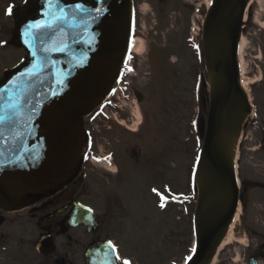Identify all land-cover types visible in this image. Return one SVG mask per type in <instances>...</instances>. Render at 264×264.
I'll list each match as a JSON object with an SVG mask.
<instances>
[{
  "label": "flooded vegetation",
  "instance_id": "flooded-vegetation-1",
  "mask_svg": "<svg viewBox=\"0 0 264 264\" xmlns=\"http://www.w3.org/2000/svg\"><path fill=\"white\" fill-rule=\"evenodd\" d=\"M25 1L0 0V81L25 56L11 43L13 12ZM131 3L135 12L131 46L108 98L82 121L79 168L64 186L29 195L24 208H0V264H104L105 250L109 253L106 264H185L184 223L192 234L196 194L192 188L186 194L175 193L166 173L177 169L185 153L184 132L196 151L201 144L196 124L201 117L206 119L208 89L202 90L206 77L201 71L199 35L183 31L186 22L195 26L207 2ZM9 8L11 14H6ZM143 8L157 13L154 28L160 21L166 23L162 31L169 32V26L182 31L169 56L155 49L146 51V73L140 72V54H136L142 44L139 28L150 21L141 22L137 15ZM163 12L173 17H162ZM241 38L248 44L244 56L250 67L242 71L244 88L240 86L250 110L240 125L234 156L237 205L227 229L231 238L228 250L240 256V264H264V0H251ZM149 45L147 49L152 48ZM171 57H175L172 62ZM243 62L242 56L241 65ZM170 76L175 80L171 87L178 93L177 101L160 99ZM190 82V91H197L191 101L192 116L186 119L179 112L175 118L168 117L169 105L183 112L185 100L179 89ZM170 155L177 157V163ZM145 174L156 181L144 185ZM152 211L158 217L149 222Z\"/></svg>",
  "mask_w": 264,
  "mask_h": 264
},
{
  "label": "water",
  "instance_id": "water-1",
  "mask_svg": "<svg viewBox=\"0 0 264 264\" xmlns=\"http://www.w3.org/2000/svg\"><path fill=\"white\" fill-rule=\"evenodd\" d=\"M249 0H213L202 27L209 114L196 170V250L189 264H208L236 205L234 143L247 112L237 85L236 49ZM83 12L73 15L72 9ZM63 8L67 21H55ZM99 10V11H97ZM12 43L23 62L0 82V208L60 188L78 168L82 118L107 96L131 35L130 0H27L13 12ZM51 23V28L28 25ZM12 97L15 110L4 107ZM201 137L204 121L199 125Z\"/></svg>",
  "mask_w": 264,
  "mask_h": 264
},
{
  "label": "rangeland",
  "instance_id": "rangeland-1",
  "mask_svg": "<svg viewBox=\"0 0 264 264\" xmlns=\"http://www.w3.org/2000/svg\"><path fill=\"white\" fill-rule=\"evenodd\" d=\"M207 5H209V0H206ZM157 13L153 12V11H149L145 8L140 9V11H137V15H139V18L141 19V22L146 20L150 21L149 23H145V26H142V28H139V31H141L140 38L142 40V44L144 45V47L142 49H139L137 51V53H140V72L141 73H146L148 70H146V65L144 66V56L146 51L148 50H157V52L160 51H164L166 53V56H169L170 54H172L173 52H175V50H173V41L175 40V38L179 37L180 34H182V31H180L179 29H176L175 27L172 29L170 26L168 28L169 32L166 31H162L161 28L166 26V23H164L163 25L160 24L161 22L159 21V25L156 26L154 28V23L158 22V17H154ZM172 13L170 12H163L161 13L162 17L168 16L169 18L173 15H171ZM205 14V10L201 11L200 16L198 18L195 19V26L194 27V32H196V26L199 27L200 22L203 20ZM138 17V16H137ZM168 18V21L170 22ZM142 24V23H141ZM154 28V29H153ZM190 28L191 25L188 24L187 22L185 23V28L183 31V34L186 33H190ZM192 33V32H191ZM149 45L150 49L146 48V45ZM248 47V44L243 42H241L240 44V50H239V54H240V58L243 56L244 62L241 65V69L244 72H247L249 70V63L246 61L247 58H245L244 54L247 53L246 48ZM184 51V50H183ZM186 51V49H185ZM187 56V55H185ZM175 57H171L170 61H174ZM201 71H202V75L203 74V69L201 67ZM207 80V78H206ZM145 81V80H144ZM169 86L166 89L165 94L161 93L160 95V99H170V100H176L178 97V93L175 91V87H171V85H175L173 83H175V80H173V78L170 76L169 79H167ZM180 81V80H179ZM192 85V82H190L187 86V88H181L179 89L180 92L182 93L184 100H185V105L183 107V112L180 111L179 107L173 108L170 107H166V112L168 117L172 116V118H175L177 116V113H181L184 114L183 116H185L186 119H188L190 116H192V110L194 109V107L191 104V101L193 99V95H195V93H197V91H194L192 88V90L190 91L191 88H189ZM175 89V90H174ZM197 89V87H196ZM161 90V89H160ZM160 92V91H159ZM169 100V102H170ZM177 101V100H176ZM190 103V104H189ZM156 110V108L152 107L150 112L154 113ZM187 125L184 126V129L186 128ZM183 137L185 139V153L184 155L181 157V159L179 160V164L177 166V169L175 171H169L166 173L167 176V181L169 184L170 189H172L175 193H179V194H186V189L187 188H191L192 186V181H191V173H192V165L194 162V159L196 157V149L193 148L194 143L192 141V139L190 138V136L184 132ZM188 146V147H187ZM170 160L174 161L177 163V157L175 155H170L169 157ZM156 181V178L148 175L146 176V174L143 177V184H152ZM142 186V185H141ZM140 187L137 188L136 193L134 194L136 198L139 197V191H140ZM132 195V193H131ZM135 197H132L135 199ZM94 199V197L92 196V198L89 200V202H91ZM95 205V204H94ZM158 217V214H156L154 211H152L148 217V221L149 222H154L156 220V218ZM25 226V225H24ZM149 227V224H148ZM184 234H185V248H184V253L187 255L190 252L191 246H192V238H191V234H190V229H189V225L185 222L184 223ZM228 242V246L226 247V245L222 248V250H220L216 256L214 257V259L212 260V264H240L241 262V258L240 256H235L232 255V250H228L229 247V243L231 241L227 240ZM228 254L230 256H228ZM231 259V260H230Z\"/></svg>",
  "mask_w": 264,
  "mask_h": 264
},
{
  "label": "snow or ice",
  "instance_id": "snow-or-ice-1",
  "mask_svg": "<svg viewBox=\"0 0 264 264\" xmlns=\"http://www.w3.org/2000/svg\"><path fill=\"white\" fill-rule=\"evenodd\" d=\"M47 4H48L49 8H52L53 7V0H47ZM83 11H84V9L80 5H76V7L74 9H72L73 15H75L76 13L83 12ZM97 11H99V10H97ZM59 12H60V15H54L53 19L55 21L64 20L66 22L67 21V14L65 13L64 9L60 8ZM6 14H11V8H9L7 10ZM52 26L53 25L51 23H39V22H37L35 24H29L28 25V32L26 33V35H29L30 37H35V33L32 31L33 29L39 30V29H44V28H51ZM4 107H9L10 109L15 110L16 107H17V104L14 102L12 97H8V104L4 105ZM2 119H3V117H0V120H2ZM160 207L161 208L164 207L163 203H161ZM108 247L111 249V254L115 255L116 249L111 245V242H109ZM108 256H109V253H108L107 250H105V253H104V264H106ZM116 259L120 260V257L117 255ZM123 264H129V262L128 261H123Z\"/></svg>",
  "mask_w": 264,
  "mask_h": 264
},
{
  "label": "bare ground",
  "instance_id": "bare-ground-1",
  "mask_svg": "<svg viewBox=\"0 0 264 264\" xmlns=\"http://www.w3.org/2000/svg\"><path fill=\"white\" fill-rule=\"evenodd\" d=\"M241 42H242V38H241L240 43H239V50H240V44H241ZM142 48H143V47H142V44H140L138 50H139V49H142ZM138 50H137V51H138ZM138 54H141V52L138 53ZM238 61H239V65L241 66V58H240V54L238 55ZM241 85H242V88H244V83H243V81L241 82ZM227 240H229V232H228V234L226 235V237L220 242L218 248L216 249V252L220 251L225 245L228 244V243H227V242H228Z\"/></svg>",
  "mask_w": 264,
  "mask_h": 264
}]
</instances>
